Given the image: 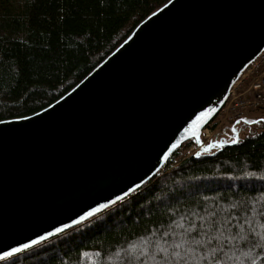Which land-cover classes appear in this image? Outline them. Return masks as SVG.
Segmentation results:
<instances>
[{
    "label": "water",
    "instance_id": "1",
    "mask_svg": "<svg viewBox=\"0 0 264 264\" xmlns=\"http://www.w3.org/2000/svg\"><path fill=\"white\" fill-rule=\"evenodd\" d=\"M263 48L264 0H169L64 96L0 121V256L145 182Z\"/></svg>",
    "mask_w": 264,
    "mask_h": 264
},
{
    "label": "trees",
    "instance_id": "2",
    "mask_svg": "<svg viewBox=\"0 0 264 264\" xmlns=\"http://www.w3.org/2000/svg\"><path fill=\"white\" fill-rule=\"evenodd\" d=\"M168 1L0 0V121L57 101ZM194 141L122 199L0 264H264V128L184 156Z\"/></svg>",
    "mask_w": 264,
    "mask_h": 264
},
{
    "label": "built area",
    "instance_id": "3",
    "mask_svg": "<svg viewBox=\"0 0 264 264\" xmlns=\"http://www.w3.org/2000/svg\"><path fill=\"white\" fill-rule=\"evenodd\" d=\"M264 112V48L246 66L215 115L199 131L198 149L210 142L215 126L240 121L254 111Z\"/></svg>",
    "mask_w": 264,
    "mask_h": 264
},
{
    "label": "rangeland",
    "instance_id": "4",
    "mask_svg": "<svg viewBox=\"0 0 264 264\" xmlns=\"http://www.w3.org/2000/svg\"><path fill=\"white\" fill-rule=\"evenodd\" d=\"M245 117L235 124L225 123L215 126L210 132V141L213 142L212 147L206 152L213 153L219 148V144L233 142L239 138L242 139L250 132L264 128V112L257 110ZM198 150H200L198 149V144L193 143L185 149L184 156L195 153Z\"/></svg>",
    "mask_w": 264,
    "mask_h": 264
},
{
    "label": "snow or ice",
    "instance_id": "5",
    "mask_svg": "<svg viewBox=\"0 0 264 264\" xmlns=\"http://www.w3.org/2000/svg\"><path fill=\"white\" fill-rule=\"evenodd\" d=\"M125 195H127V193H125ZM116 199H117V200H120V199H122V197H119V196H118ZM112 203H115V201H112ZM106 207H107L106 204H101L98 208H93L90 212H87V213L85 214V216H81V217H80V220H84V219L86 218V216H92L94 212H98V211H100V209H102V208H106ZM78 222H79V221H73L74 224H75V223H78ZM69 226H70V225H65L64 227L67 228V227H69ZM60 231H62L61 228H57V229H56V232H60ZM49 235H52V233H49ZM40 239L43 240L44 237H40ZM37 242H38V241L33 240V241H32V244H35V243H37ZM29 246H30L29 244H23L21 248H12L11 251L4 252V253H3V256H0V259H3V258L8 257V256H11L13 253H15V252H19V251L22 250V248H28ZM177 247H179V245H177ZM177 255H178V254H177Z\"/></svg>",
    "mask_w": 264,
    "mask_h": 264
},
{
    "label": "crops",
    "instance_id": "6",
    "mask_svg": "<svg viewBox=\"0 0 264 264\" xmlns=\"http://www.w3.org/2000/svg\"><path fill=\"white\" fill-rule=\"evenodd\" d=\"M246 118V117H245Z\"/></svg>",
    "mask_w": 264,
    "mask_h": 264
}]
</instances>
